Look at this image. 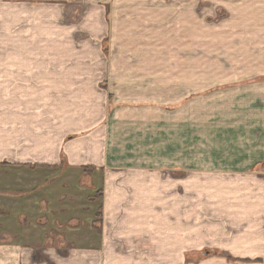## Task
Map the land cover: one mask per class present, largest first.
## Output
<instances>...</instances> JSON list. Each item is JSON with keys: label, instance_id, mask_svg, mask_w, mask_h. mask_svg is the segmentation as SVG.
Listing matches in <instances>:
<instances>
[{"label": "rangeland", "instance_id": "374dc122", "mask_svg": "<svg viewBox=\"0 0 264 264\" xmlns=\"http://www.w3.org/2000/svg\"><path fill=\"white\" fill-rule=\"evenodd\" d=\"M241 2L0 0V43L4 41L1 29L6 24H16L11 16L18 8L24 15L23 25L38 27L34 41L40 57H47L49 52L56 59L57 73L71 64L68 67L71 71L65 72L85 73L90 77V96L57 98L60 103L57 102V107H87L81 113L87 120L103 115L100 126L103 135L90 138V143L96 145L88 147V156L104 159L107 173H120L110 186H120L125 200L129 197L149 201L153 208L167 203L168 209L162 212L168 213L169 221L177 213L183 214L185 233L191 229V218L200 219L201 238L212 227L209 224L215 225L212 227L217 229L215 243H206L195 260L210 254L211 249L216 255L222 254V234L236 235L246 228L239 224L226 225L223 215L225 203L240 200L238 193L229 190L233 189V178L242 173H209V169L220 168L209 163L206 155L211 131L208 124L211 115L205 100L208 92L196 96L199 109L186 110L184 100V111L177 115V106L181 105L179 85L192 74L200 77L202 87L209 76L236 72L237 65L232 64V58H236L233 56L238 53V47L246 48L247 42L255 45L259 41L257 37L261 36L256 29L259 23L252 12L254 8L249 7V2L248 7ZM6 10L7 17L3 18ZM11 12L14 13L11 15ZM94 89L96 94L91 92ZM60 165L48 172L54 174L45 171L47 177L25 174L21 179L18 174L17 182L12 177L8 180L10 188L16 189L17 185L30 190L41 184L38 193L43 188L49 191L48 201L38 195L29 199L30 202L35 199L36 203L39 200L34 205L39 222L33 225L38 230L35 237L40 239L37 244L42 243L43 236L45 241L52 243L53 240L54 244L58 241V244L63 231L69 233L83 228L78 219L82 212L87 213L83 209L103 200V189L102 193L98 190L100 180L91 174L99 172L84 168L81 173L65 176L63 158ZM38 167L40 172L37 173H42L43 168ZM245 172L264 173V163ZM77 174H80L78 178ZM9 194L15 199V193ZM179 202L183 208L176 210ZM70 207L75 208L70 220L51 216L54 226L47 225L44 216L47 210L63 216ZM238 212L228 210L227 214L234 217ZM3 216L5 210L0 206V224ZM10 218L8 221L12 222ZM59 221L66 226L57 225ZM21 222L31 223L26 216ZM29 230L31 226L25 228L24 234L28 235ZM229 260L234 261V258Z\"/></svg>", "mask_w": 264, "mask_h": 264}, {"label": "crops", "instance_id": "0c3cea01", "mask_svg": "<svg viewBox=\"0 0 264 264\" xmlns=\"http://www.w3.org/2000/svg\"><path fill=\"white\" fill-rule=\"evenodd\" d=\"M234 1H243L247 7L249 2V7L254 8L252 12L261 24L256 27L261 35L257 37L259 41L255 45L247 42L246 48L238 47L233 56L236 58H232V64L237 65L234 73L209 76L202 87L197 75L182 79L178 98L181 105L176 113L184 111V100L186 110L196 111V96L208 92L205 100L211 115V131L206 155L209 163L220 168L209 169V173H242L233 178V189L229 190L238 193L240 200L225 203L223 215L226 225L246 228L236 235L222 234V254L216 255L211 249L210 254H201L202 258L195 260L206 243H215L214 224H209L212 227L201 238L200 219L191 218V229L185 233L183 214L177 213L169 221L168 213L162 212L168 209L167 203L153 208L149 201L129 197L125 200L120 186H110L120 173H107L104 159L88 156V147L96 145L90 143V138L103 135V115L93 118L94 121L87 120L81 114L87 107H57V98L90 96V77L65 72L71 71V64L57 73L56 59L49 52L47 57H40L35 45L38 27L23 25L24 15L16 8L14 15L11 12L16 24H6L1 29L4 41L0 43V206L5 210L0 224V264H264V173L245 172L264 163V0ZM8 6L6 3L5 7ZM6 17L7 10L3 15ZM91 92L97 93L95 89ZM212 103L216 106H210ZM62 158L66 162L65 176L81 173L84 168L99 172L91 174L100 180L98 190L103 189V200L83 209L87 213L78 217L83 228L63 231L58 244L45 241V236L37 244L40 239L35 237L38 230L33 225L39 222L34 207L39 200L36 203L29 199L38 195L47 200L49 191L43 188L38 193L41 184L30 190L17 185L16 189L10 188L8 180L18 178V174L21 179L25 174L47 177L54 174L48 172L61 166ZM38 166L43 168L42 173H37ZM12 192L15 199L9 194ZM175 208L181 210L183 204L179 202ZM70 209L63 216L47 210V225L54 226L51 216L70 220L75 208ZM228 210L239 212L232 217ZM23 216L31 223L21 222ZM59 222L57 225L66 226ZM29 226L28 236L24 231Z\"/></svg>", "mask_w": 264, "mask_h": 264}, {"label": "trees", "instance_id": "16d2710c", "mask_svg": "<svg viewBox=\"0 0 264 264\" xmlns=\"http://www.w3.org/2000/svg\"><path fill=\"white\" fill-rule=\"evenodd\" d=\"M99 194V193H98Z\"/></svg>", "mask_w": 264, "mask_h": 264}]
</instances>
